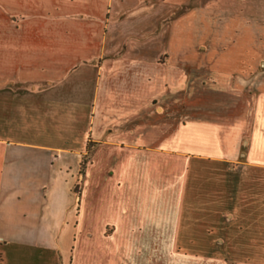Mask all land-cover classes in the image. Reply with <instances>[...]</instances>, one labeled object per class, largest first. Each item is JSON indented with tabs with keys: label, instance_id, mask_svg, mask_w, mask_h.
Here are the masks:
<instances>
[{
	"label": "crops",
	"instance_id": "1",
	"mask_svg": "<svg viewBox=\"0 0 264 264\" xmlns=\"http://www.w3.org/2000/svg\"><path fill=\"white\" fill-rule=\"evenodd\" d=\"M171 262L264 264V0H0V264Z\"/></svg>",
	"mask_w": 264,
	"mask_h": 264
},
{
	"label": "rangeland",
	"instance_id": "2",
	"mask_svg": "<svg viewBox=\"0 0 264 264\" xmlns=\"http://www.w3.org/2000/svg\"><path fill=\"white\" fill-rule=\"evenodd\" d=\"M85 160H86V159H85ZM86 165H87V160H86ZM81 168H82V167H81ZM170 252L173 253L174 255L177 254V252H176V251H173V250H171ZM170 264H191V263H182V262L174 263V262H171ZM193 264H194V263H193Z\"/></svg>",
	"mask_w": 264,
	"mask_h": 264
},
{
	"label": "trees",
	"instance_id": "3",
	"mask_svg": "<svg viewBox=\"0 0 264 264\" xmlns=\"http://www.w3.org/2000/svg\"><path fill=\"white\" fill-rule=\"evenodd\" d=\"M81 167V173H84L86 168V160H83Z\"/></svg>",
	"mask_w": 264,
	"mask_h": 264
}]
</instances>
